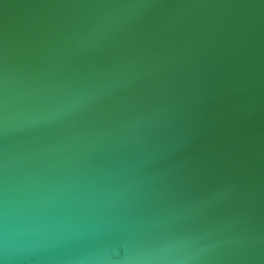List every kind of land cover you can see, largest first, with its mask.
I'll return each mask as SVG.
<instances>
[{"label": "water", "instance_id": "95a60500", "mask_svg": "<svg viewBox=\"0 0 264 264\" xmlns=\"http://www.w3.org/2000/svg\"><path fill=\"white\" fill-rule=\"evenodd\" d=\"M0 264H264V0H0Z\"/></svg>", "mask_w": 264, "mask_h": 264}]
</instances>
